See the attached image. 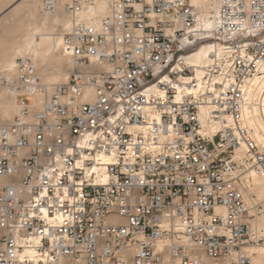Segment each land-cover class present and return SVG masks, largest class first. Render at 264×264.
Returning <instances> with one entry per match:
<instances>
[{"label": "built area", "instance_id": "obj_1", "mask_svg": "<svg viewBox=\"0 0 264 264\" xmlns=\"http://www.w3.org/2000/svg\"><path fill=\"white\" fill-rule=\"evenodd\" d=\"M63 4L79 67L45 84L30 57L2 75L19 113L0 122V264H254L242 176H264L248 128L264 108V0H217L200 84L182 60L190 0ZM245 147V155L237 152Z\"/></svg>", "mask_w": 264, "mask_h": 264}, {"label": "bare ground", "instance_id": "obj_2", "mask_svg": "<svg viewBox=\"0 0 264 264\" xmlns=\"http://www.w3.org/2000/svg\"><path fill=\"white\" fill-rule=\"evenodd\" d=\"M2 1L0 0V4ZM67 1V0H66ZM214 0H192L193 7H204L209 9L214 5ZM41 5V0H27V13L31 18H40L39 23L31 25L30 28L11 45L0 40V69L2 74L10 75L14 73L17 59L23 57L32 58L37 70L44 78V83L48 86L58 83H66L69 80V69L79 67L72 58L66 56L62 50V37L57 36L54 31L59 25L67 30L71 27L72 20L65 16L63 4L58 6L55 14L39 17L38 5ZM109 0H98L97 4L86 15H81L80 20L94 19L95 22L100 20L108 13ZM212 9V8H210ZM198 17L194 33H214L215 22L208 17ZM211 16V15H210ZM2 33L12 32V28L4 27ZM14 30V29H13ZM39 37V40L37 39ZM207 36L206 38H209ZM211 45L201 47L198 51L187 58V63L194 68L195 76L200 84L205 68L210 64ZM264 78L256 77L254 84H261ZM19 113V108L16 99L10 96L5 90L0 92V122L12 120ZM248 128L252 133L254 140L258 145H264V108L252 110L249 115ZM238 157L245 155V147L243 146L238 152ZM244 196L246 203L251 204V195L256 193L258 198L264 201V176L256 175L253 171L246 172L243 177ZM253 223L252 231H260L264 229V217L251 221ZM245 252L251 257L256 264H264V248L263 247H246Z\"/></svg>", "mask_w": 264, "mask_h": 264}, {"label": "rangeland", "instance_id": "obj_3", "mask_svg": "<svg viewBox=\"0 0 264 264\" xmlns=\"http://www.w3.org/2000/svg\"><path fill=\"white\" fill-rule=\"evenodd\" d=\"M27 2V0H5L2 1V3L0 4V40L4 43H7L8 45H11V43H13V41L17 40L18 38H20L29 28L31 25H36L39 23V19L38 18H31L29 17L28 13H27V6L25 5V3ZM191 4H192V0H190ZM214 2H216L214 5H212V7L210 6V8L212 9H207L204 7H194L195 11L197 12L198 17L199 16H203L202 14H204L205 17H210L211 20H214L213 17L215 16V11L217 8V0H214ZM208 15H205L207 14ZM38 15L39 17H43L45 16V13H43L42 11V7L39 4L38 5ZM211 15V16H210ZM65 17L67 18V15L65 14V16L61 15V18L65 19ZM11 27L12 28V32L9 33H2V29L4 27ZM14 29V30H13ZM56 31H54V33L59 36L62 33L63 28L59 25L58 27L55 28ZM65 30V29H64ZM68 30V29H67ZM207 36H210L209 38H206ZM213 32L208 34V33H192V38L189 41H186L185 46H184V50L181 53V57L182 60L184 62L187 63V58L189 56H191L192 54H194L196 51H198L201 47L206 46V45H212L215 40L213 39ZM37 39L39 40V37H37ZM17 57H16V62H17ZM189 65V64H188ZM2 70L0 69V78L2 75ZM73 69H69L67 71L68 74H71ZM39 72V70H38ZM42 80L44 81V78L42 77L41 73L39 72ZM61 84V83H58ZM4 90L2 88H0V92H3ZM15 118V116H14ZM13 118V119H14ZM12 119V120H13ZM10 120H6V121H2V123H9L12 121ZM245 174H243L242 179L244 177ZM242 192L244 195V185H243V180H242ZM245 198V196H244ZM251 204L247 206L250 210V217H249V222L251 224V227L253 228V223L251 221L256 220L257 218H263L264 217V201L260 200L257 196L256 193H253L251 195ZM245 202H246V198H245ZM253 234H255L254 238H258L257 240L254 241V243L250 242V244L247 247L253 246V247H263L264 248V229L261 227L260 231L255 230L254 232L252 231ZM254 261V260H253ZM254 263V262H253ZM256 264V263H254Z\"/></svg>", "mask_w": 264, "mask_h": 264}]
</instances>
